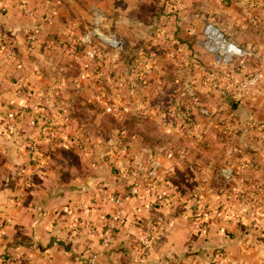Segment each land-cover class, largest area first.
<instances>
[{
    "label": "rangeland",
    "instance_id": "rangeland-1",
    "mask_svg": "<svg viewBox=\"0 0 264 264\" xmlns=\"http://www.w3.org/2000/svg\"><path fill=\"white\" fill-rule=\"evenodd\" d=\"M220 40L245 54L210 48ZM0 81L8 156L22 153L11 144L20 132L30 150L50 139L40 149L58 157L73 138L168 183L157 154L170 151L183 156L180 196L194 189V202L209 195L204 212L220 209L233 177L232 205L245 201L250 222L264 217V0H0ZM13 162L11 172L22 166ZM138 245L146 264H161Z\"/></svg>",
    "mask_w": 264,
    "mask_h": 264
},
{
    "label": "crops",
    "instance_id": "crops-1",
    "mask_svg": "<svg viewBox=\"0 0 264 264\" xmlns=\"http://www.w3.org/2000/svg\"><path fill=\"white\" fill-rule=\"evenodd\" d=\"M21 133L11 144L22 153L14 156L7 155V141L0 136V220L6 225L0 237V264H89L93 255L94 264H146L140 258L139 241L149 246L148 258L155 262L158 258L161 264H264V217L250 222L245 201L232 205L233 177L222 196V207L213 205L211 212H204L201 199L209 195L202 193L194 202V195L180 196L177 189L182 155L157 154L159 175L168 177V183L149 182L147 169L140 172L133 162V173L113 171V155L104 157L97 143L82 151L70 138L65 143L72 154L58 157L40 149L43 144L52 145L46 142L50 139L36 136L37 146L30 150V132ZM8 160L22 166L11 172L6 169ZM235 184L242 191L241 180ZM162 190L165 198L158 201ZM198 191L214 192L207 185ZM111 194L121 197L123 205L105 242L107 225L116 211L108 200ZM214 198L210 197V204ZM52 237L55 241L50 244Z\"/></svg>",
    "mask_w": 264,
    "mask_h": 264
},
{
    "label": "built area",
    "instance_id": "built-area-1",
    "mask_svg": "<svg viewBox=\"0 0 264 264\" xmlns=\"http://www.w3.org/2000/svg\"><path fill=\"white\" fill-rule=\"evenodd\" d=\"M206 31H207L208 37H211L213 39H217V38L219 39L220 38V35H217L216 38L214 37L216 31L211 30V26H208ZM85 39L86 38H84L83 40H85ZM220 41H221V43H220L221 46L220 47H218L215 43H212V41L211 42L209 41L208 44L210 45L211 49H215V50H219L220 49V53L222 55L226 56V57L242 56L243 54H245V52L242 49H240L233 42L226 41V40H220ZM216 43H219V42L216 41ZM90 56H92V53H90ZM110 109H111L110 107L107 108V110H110ZM152 163H153V161H152ZM154 174H155V168L153 167V168H151V170L149 172V175L154 177L155 176ZM130 192L131 193H135V189H133V190L131 189ZM164 198H165V193L163 191L158 192L157 200L158 201H163ZM108 200L115 205L116 211H115V214H114L112 220L107 225V228H106V231H105L106 236L104 238L105 242L109 241L108 240V231L110 230L111 227H113V224H114L113 222L118 220L119 217L121 216V207L123 205V199L121 197L117 196V195H113V194L109 195ZM158 201H156V202H158ZM1 223L2 222H0V225H1ZM92 258H94V260ZM95 258H96L95 255H93V256H91L89 261H91V259H92L93 263H94L95 262ZM88 263L89 264H93L92 262H88Z\"/></svg>",
    "mask_w": 264,
    "mask_h": 264
},
{
    "label": "trees",
    "instance_id": "trees-1",
    "mask_svg": "<svg viewBox=\"0 0 264 264\" xmlns=\"http://www.w3.org/2000/svg\"><path fill=\"white\" fill-rule=\"evenodd\" d=\"M127 164H131L132 165V161L129 158H123V157H116L114 162H113V167L115 169V171L119 172V173H133L134 171L132 170V168H129L127 166ZM131 167V166H130ZM190 192V196L194 195V190H189Z\"/></svg>",
    "mask_w": 264,
    "mask_h": 264
},
{
    "label": "water",
    "instance_id": "water-1",
    "mask_svg": "<svg viewBox=\"0 0 264 264\" xmlns=\"http://www.w3.org/2000/svg\"><path fill=\"white\" fill-rule=\"evenodd\" d=\"M54 241H55V238L52 237V238L50 239V242H49V243L52 244Z\"/></svg>",
    "mask_w": 264,
    "mask_h": 264
}]
</instances>
